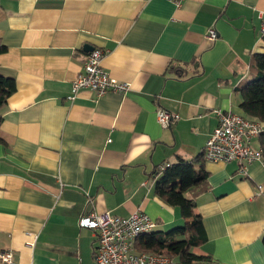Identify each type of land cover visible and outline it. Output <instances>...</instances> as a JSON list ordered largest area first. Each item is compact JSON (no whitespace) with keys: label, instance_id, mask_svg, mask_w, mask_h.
Here are the masks:
<instances>
[{"label":"crops","instance_id":"1","mask_svg":"<svg viewBox=\"0 0 264 264\" xmlns=\"http://www.w3.org/2000/svg\"><path fill=\"white\" fill-rule=\"evenodd\" d=\"M262 13L264 0H0V76L16 85L0 110V252L13 264H97V237L79 224L89 212L181 226L156 186L159 166L183 159L208 172L196 253L264 264V165L200 160L215 111L242 114ZM85 46L104 50L127 93L70 100ZM159 109L180 118L163 128Z\"/></svg>","mask_w":264,"mask_h":264},{"label":"built area","instance_id":"2","mask_svg":"<svg viewBox=\"0 0 264 264\" xmlns=\"http://www.w3.org/2000/svg\"><path fill=\"white\" fill-rule=\"evenodd\" d=\"M177 6L184 0H170ZM261 26L259 38L264 40V13L260 16ZM207 37L211 41L217 39V33L210 29ZM105 52L94 48L85 58L83 71L72 83V97L82 89H88L98 97L108 93L125 94L129 91L128 83L118 82L111 78L103 67ZM218 125L206 141L204 158L207 162L232 163L237 162L243 171L248 165L260 162L264 165L263 151L252 146L255 138L264 131V126L258 121H251L231 110L215 111ZM179 115L164 109L157 111V119L163 128L179 120ZM171 165L159 166V172L165 171ZM82 228L92 230L96 235L95 260L97 264H171L172 260L163 254L136 252L135 245L139 237L151 234L157 228V223L142 212H135L127 218L113 216L109 213L98 215L89 212L80 218ZM32 246V243H29ZM1 264H13V253L5 250L0 252Z\"/></svg>","mask_w":264,"mask_h":264},{"label":"trees","instance_id":"3","mask_svg":"<svg viewBox=\"0 0 264 264\" xmlns=\"http://www.w3.org/2000/svg\"><path fill=\"white\" fill-rule=\"evenodd\" d=\"M4 51L5 46L0 44V54ZM249 72V83L239 90L241 115L264 126V53L253 56ZM15 89L13 79L0 76V110ZM258 138L264 158V131ZM200 158L205 160L204 154ZM208 190V172L203 166L196 169L193 163L180 159L163 171L156 193L164 202L180 210L184 222L167 232L154 231L139 237L136 252L169 256L173 260L171 264H217L211 255H200L195 251L208 240L202 218L195 210V199Z\"/></svg>","mask_w":264,"mask_h":264},{"label":"water","instance_id":"4","mask_svg":"<svg viewBox=\"0 0 264 264\" xmlns=\"http://www.w3.org/2000/svg\"><path fill=\"white\" fill-rule=\"evenodd\" d=\"M84 48L87 53L91 52L94 49V47H90V46H85Z\"/></svg>","mask_w":264,"mask_h":264},{"label":"rangeland","instance_id":"5","mask_svg":"<svg viewBox=\"0 0 264 264\" xmlns=\"http://www.w3.org/2000/svg\"><path fill=\"white\" fill-rule=\"evenodd\" d=\"M182 226V225H181ZM169 257V256H168ZM171 259V257H169ZM172 260V259H171ZM173 261V260H172Z\"/></svg>","mask_w":264,"mask_h":264}]
</instances>
